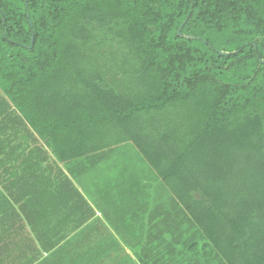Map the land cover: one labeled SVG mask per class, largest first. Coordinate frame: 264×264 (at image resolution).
Returning a JSON list of instances; mask_svg holds the SVG:
<instances>
[{
    "label": "trees",
    "instance_id": "obj_1",
    "mask_svg": "<svg viewBox=\"0 0 264 264\" xmlns=\"http://www.w3.org/2000/svg\"><path fill=\"white\" fill-rule=\"evenodd\" d=\"M263 60L264 0H0V264H264Z\"/></svg>",
    "mask_w": 264,
    "mask_h": 264
},
{
    "label": "crops",
    "instance_id": "obj_2",
    "mask_svg": "<svg viewBox=\"0 0 264 264\" xmlns=\"http://www.w3.org/2000/svg\"><path fill=\"white\" fill-rule=\"evenodd\" d=\"M122 151L123 150L118 149L115 152H113L112 155L119 153V152H122ZM127 151H130V150H127ZM127 151H125V152H127ZM125 152H122V153H125ZM126 164L127 165L128 164L134 165L132 162H129ZM100 166H101V164L96 166L93 170L89 171L90 173H88L87 175L82 177V180L80 181V187L79 188L83 191L85 196L88 198L89 202L92 204V206L96 210V217L95 218L99 219L100 221L101 220L104 221L107 226L109 225L110 228L108 230L110 232H112L115 236L118 237L117 233L115 232V230L113 229V227H111V225L109 223V220L114 221V222H118L119 220L122 219V216L118 215V210H122V207L120 205H118L119 198H116V194H117L116 191L118 190L120 192V188L123 187L122 183L124 181L131 180V179H134V177H136V179L139 178V179L143 180L145 183H148V180H149V178L151 179V177H148L146 175V173L144 172V170H143V172L140 173V175H137L136 173H130L131 168L129 166H125L124 169L129 171V173L127 174V179H125L123 181L119 178V176L117 178L114 175V177L117 178L116 179L117 181L118 180L121 181V185L118 186L117 190L112 189L110 194H109V192H108L109 188L105 189V183L101 184V182H102L101 180H103L104 177L107 178L105 176V173H101V172L96 171V169L100 168ZM142 177H143V179H142ZM124 186H127V185H124ZM107 194L111 195V197L107 196L105 198V196ZM125 197H127V196H125ZM125 204L128 206V208H130V211L132 212V214H133V212H135V214H137V215H134V218L138 221V224L141 225L142 222H145L148 220L149 209L145 208V206H143V204H142V208L144 207L143 210H140L139 208H138V210H136V205L138 203H133V201H131V200L125 201ZM134 206H135V210H134V208L132 209V207H134ZM118 207H119V209H118ZM124 218H125V221H127L126 220L127 215L124 216ZM131 218H133V216ZM119 226L122 229L125 228V224H123V223H121V225H119ZM137 229L138 228H135L133 230L135 231ZM106 231L107 230H103L98 236H100V237L106 236L105 235ZM147 231L142 229L141 232H139L136 236H145L147 234ZM165 232L166 231L164 230L162 233L163 236L165 235ZM167 235H169V232L167 233ZM161 236L162 235L160 233L159 237H161ZM122 253L123 254H122L121 258L123 261H129V262H133V263L136 262L137 263L138 258L136 256L135 252L133 250H131L130 248L125 247V249Z\"/></svg>",
    "mask_w": 264,
    "mask_h": 264
},
{
    "label": "rangeland",
    "instance_id": "obj_3",
    "mask_svg": "<svg viewBox=\"0 0 264 264\" xmlns=\"http://www.w3.org/2000/svg\"><path fill=\"white\" fill-rule=\"evenodd\" d=\"M119 150H123L122 152H125L127 150L130 151H127L125 153L119 152L110 156L104 164H101L100 168L96 169V171L108 174L109 177H113L115 175L118 178L119 176V178L123 181L127 179V174L129 173L128 170L124 169L125 166H129L131 168L130 173H136L137 175H140L143 170L146 175L154 174L153 171L150 170L148 164L141 159L138 151L131 143H127L126 145L121 146ZM129 162H132L134 165H127L126 163ZM118 192L119 191L117 190L116 193ZM132 208L135 209V206ZM137 209L138 205H136V210ZM130 213L131 211L127 214Z\"/></svg>",
    "mask_w": 264,
    "mask_h": 264
},
{
    "label": "water",
    "instance_id": "obj_4",
    "mask_svg": "<svg viewBox=\"0 0 264 264\" xmlns=\"http://www.w3.org/2000/svg\"><path fill=\"white\" fill-rule=\"evenodd\" d=\"M263 62H264V60H263Z\"/></svg>",
    "mask_w": 264,
    "mask_h": 264
}]
</instances>
